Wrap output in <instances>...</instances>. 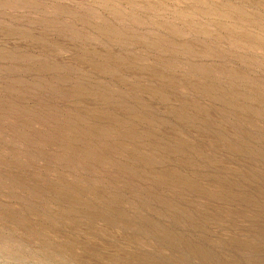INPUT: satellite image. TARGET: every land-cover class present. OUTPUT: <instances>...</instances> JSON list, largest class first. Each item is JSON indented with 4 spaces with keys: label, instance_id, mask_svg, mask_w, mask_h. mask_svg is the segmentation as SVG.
Listing matches in <instances>:
<instances>
[{
    "label": "rangeland",
    "instance_id": "1",
    "mask_svg": "<svg viewBox=\"0 0 264 264\" xmlns=\"http://www.w3.org/2000/svg\"><path fill=\"white\" fill-rule=\"evenodd\" d=\"M0 264H264V0H0Z\"/></svg>",
    "mask_w": 264,
    "mask_h": 264
}]
</instances>
